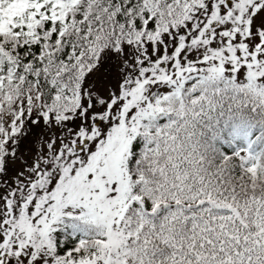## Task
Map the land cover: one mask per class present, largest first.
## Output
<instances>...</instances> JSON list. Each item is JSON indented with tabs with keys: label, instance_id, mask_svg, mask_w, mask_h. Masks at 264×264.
Instances as JSON below:
<instances>
[{
	"label": "snow or ice",
	"instance_id": "snow-or-ice-1",
	"mask_svg": "<svg viewBox=\"0 0 264 264\" xmlns=\"http://www.w3.org/2000/svg\"><path fill=\"white\" fill-rule=\"evenodd\" d=\"M14 2L0 264H264V0ZM222 95L218 151L195 130Z\"/></svg>",
	"mask_w": 264,
	"mask_h": 264
},
{
	"label": "trees",
	"instance_id": "trees-1",
	"mask_svg": "<svg viewBox=\"0 0 264 264\" xmlns=\"http://www.w3.org/2000/svg\"><path fill=\"white\" fill-rule=\"evenodd\" d=\"M29 6L30 0H15L7 14L19 15ZM3 28L0 24V30ZM239 117L240 112L228 95L217 96L211 111L197 123V141L218 151L233 148L241 142L237 132Z\"/></svg>",
	"mask_w": 264,
	"mask_h": 264
}]
</instances>
